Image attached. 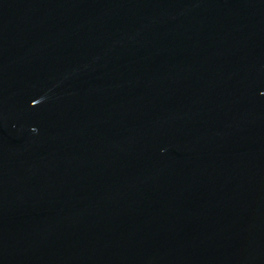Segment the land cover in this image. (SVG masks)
<instances>
[{"label": "water", "instance_id": "95a60500", "mask_svg": "<svg viewBox=\"0 0 264 264\" xmlns=\"http://www.w3.org/2000/svg\"><path fill=\"white\" fill-rule=\"evenodd\" d=\"M0 264H264V0H0Z\"/></svg>", "mask_w": 264, "mask_h": 264}]
</instances>
